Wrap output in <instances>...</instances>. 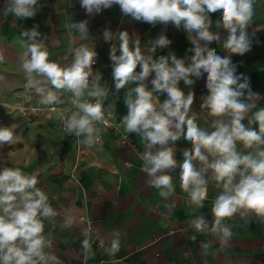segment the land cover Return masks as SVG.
<instances>
[{"label":"crops","instance_id":"crops-1","mask_svg":"<svg viewBox=\"0 0 264 264\" xmlns=\"http://www.w3.org/2000/svg\"><path fill=\"white\" fill-rule=\"evenodd\" d=\"M253 13L246 28L249 51L241 55L223 48L228 30L216 26L221 20L219 11L209 14L212 20L209 30L219 36V41L208 43V47L221 57H230L235 74L248 78L251 91L260 97L252 110L255 112L264 107V0H254ZM84 21H87L86 34L71 26ZM32 30L39 33L36 42L49 51V59L62 67L71 66L75 50L81 46L97 53L90 82L99 77V85L107 91L104 105L113 112L116 122L127 115L126 93L137 86L130 83L118 92L115 89L110 51L116 46V55H120V32L129 34L130 48L139 40L142 55L151 54L154 60L175 55L184 60L185 66L191 63L195 45L183 26L136 21L123 14L119 5L87 13L81 0H37L33 17L18 19L9 10V0H0V127L14 133L12 143L0 145V167L35 174L36 187L46 193L57 212L56 217L43 220V235L51 242L50 247L43 249L46 256H55L60 264H264V217L250 211L247 215L238 212L225 218L222 225L229 227L232 235L227 244H222V233H214L211 228L215 219L212 206L223 189L212 178L211 170L205 174L207 197L202 207L190 203L188 194L182 191L180 165L184 151L192 150V144L183 136L169 145L177 166L165 170L175 189L165 200L159 189L148 185L151 177L142 170L141 157L147 149L140 134L127 133L121 126L104 133L102 144L91 147L82 144L80 148L66 140L58 128L57 114L29 113L22 109L45 105L41 103L42 96L27 87L21 67L24 45L31 42L22 34ZM105 31L112 34L111 39H105ZM161 35L171 43L167 47L157 45L155 52L150 53L152 44ZM136 71H141L139 65ZM154 77L153 72L146 78L148 90H152ZM191 78L193 85H185L181 80L178 86L185 95L194 93L190 115L195 116L202 130L210 133L215 130L213 122L218 118L201 107L202 97L208 95L207 73L201 78ZM41 86L46 90L44 95L51 91L60 100L70 93L46 81ZM153 96L159 104L167 99V93L154 92ZM243 123L247 126L248 120ZM252 127L258 129L257 125ZM123 137L126 140L121 141ZM236 148L241 154L252 151L241 142H237ZM212 159L209 155V161ZM193 164L198 170L203 167L199 161ZM68 217L73 218L71 226H65ZM197 217L204 218L207 229L191 228L190 223ZM85 239L90 245L87 252L82 244ZM113 240L119 242V251L110 254ZM204 244H208L206 249Z\"/></svg>","mask_w":264,"mask_h":264},{"label":"clouds","instance_id":"clouds-1","mask_svg":"<svg viewBox=\"0 0 264 264\" xmlns=\"http://www.w3.org/2000/svg\"><path fill=\"white\" fill-rule=\"evenodd\" d=\"M253 3L254 0H81L87 13L119 5L123 14L136 21L152 25L171 22L177 28L183 26L189 33L195 54L191 63L185 66L184 60L175 55L170 58L160 56L158 60L151 54L142 55L139 40L130 48L129 34L120 32V55H116V46L110 51V59L114 62L112 75L117 92L130 83L137 84L126 93L127 115L122 122L125 132L138 133L146 142L147 150L141 157L144 161L142 170L151 177L148 185L160 190V197L167 200L175 192L172 177L164 173L177 166L174 150L169 145L181 136L192 144V150L183 153L180 187L188 194L190 203L198 207L203 206L207 197L205 174L211 170L212 178L223 189L212 206L215 219L211 228L214 233H222V244H227L232 235L230 228L222 225L225 218L238 212L247 215L250 211L264 217V107L252 111L260 97L251 91L248 78L235 74L236 68L230 57H221L209 49L208 43L219 41V36L209 30L212 25L209 14L221 13L216 26L228 30L223 48L242 55L250 50L246 28L254 14ZM36 4L37 0H9V10L18 19L31 18ZM86 24L84 21L71 26L86 34ZM22 35L31 41L24 45L26 51L21 64L27 87L35 89L45 105L61 101L51 91L44 95L43 82L71 92L72 103L78 111L64 120L65 130L83 138L80 141L83 145L93 146L100 139V129L95 124H107L102 103L107 91L99 85V77L90 82L97 53L81 46L75 50L71 66L62 67L49 59L50 53L42 43L36 42L37 31ZM111 38L112 34L105 31V39ZM202 41L205 42L203 46ZM170 43L161 35L149 51L153 53L157 45L167 47ZM138 65L139 72L136 71ZM153 72V87L148 90L145 81ZM203 73H207L208 95L202 97L201 107L218 118L213 122L215 130L210 133L202 130L195 122V116L190 115L194 93L190 91L185 95L178 86L181 80L185 85H193L191 77L201 78ZM86 91L89 97L95 98L94 102L81 101ZM154 92L167 93V99L162 104L157 103ZM246 119L247 126L243 123ZM252 125H257L258 129ZM13 140V131L0 127V145L10 144ZM237 142L252 151L241 154L237 151ZM156 146L158 149L153 151ZM209 155L213 157L211 161ZM193 161H199L203 167L198 170ZM37 183L35 174H25L20 168L0 167V264H48V261L60 264L55 256H46L43 251L51 245L43 235V220L56 217L57 212L46 193L36 187ZM73 222L72 217L64 221L65 226H71ZM192 225L197 231L208 228L203 217L194 219ZM82 244L86 252L90 251L87 239ZM203 247L206 249L208 244ZM109 251L110 254L119 251L117 240L112 241Z\"/></svg>","mask_w":264,"mask_h":264},{"label":"built area","instance_id":"built-area-1","mask_svg":"<svg viewBox=\"0 0 264 264\" xmlns=\"http://www.w3.org/2000/svg\"><path fill=\"white\" fill-rule=\"evenodd\" d=\"M83 100H89L91 102H94L95 98L89 97L88 95H84L81 98V101H83ZM60 101H61L60 103L55 104V105H41V104L40 105H34V106L28 105L27 107H22V109L24 111L29 112V113H37V114H39V113H43V114L55 113V114H57V116H58V128L65 134L66 140L68 142L75 143L76 145H78V147L81 148L82 147V143H80V141L83 138H77L74 135H71V134L67 133L66 130H65V127H64V120L68 116H70L73 112L78 111V109H76L75 105L72 103V101H73L72 93L70 92L69 94H67L65 96V99H62ZM102 103H103V106H104L105 120L107 121V124H104L102 122H97L95 124V127L100 129V132H99L100 139L97 141V143H95L96 145H100V144H102L104 142V139H105L104 136H103L104 133H107L110 130L118 129L121 126H124L122 121L116 122L113 119L114 118L113 112L111 110H109L107 107H105V105H104L105 104V99L104 98H102ZM53 109H55V110H53ZM124 140H126V137H123L121 139V141H124ZM190 226H191V228L196 230L193 227L192 222L190 223Z\"/></svg>","mask_w":264,"mask_h":264}]
</instances>
